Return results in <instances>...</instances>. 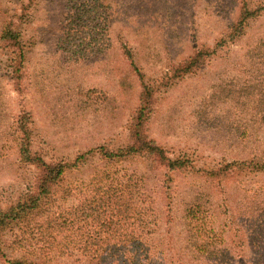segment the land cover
<instances>
[{"label": "rangeland", "instance_id": "374dc122", "mask_svg": "<svg viewBox=\"0 0 264 264\" xmlns=\"http://www.w3.org/2000/svg\"><path fill=\"white\" fill-rule=\"evenodd\" d=\"M250 7H264V0H247ZM31 21L24 27L29 54L25 66L27 90L14 91L7 63L11 50H0V208L7 209L35 182L38 170L21 164L11 123L24 108L33 115V149L47 161H74L99 144L113 148L127 143L129 117L138 104L140 83L131 92L120 81L130 71L121 52V41L137 51L139 66L150 83L162 82L166 72L202 46L213 47L227 35L238 19L240 0H0V29L5 22L18 21L22 8L29 7ZM93 9V11H92ZM220 56L207 61L201 71L158 94L150 137L174 153L195 160L196 172L152 173L145 157L118 163L93 157L79 170L66 173L55 190L54 212L80 208L97 199L123 197L131 176L134 183L148 184L156 224L147 228L156 261L172 264L183 253V218L188 204L196 199L211 201L209 236H219L220 225L235 227L239 212L257 189H264V173L231 175L210 179L209 171L224 163L264 157V13L250 22L246 35L227 45ZM198 169L206 172H198ZM107 170L115 181L102 180ZM208 171V172H207ZM99 173V174H98ZM150 176L152 180L145 179ZM144 178V181H143ZM168 182V193L161 188ZM138 185V184H137ZM100 190L101 193L97 194ZM109 190L112 196L104 195ZM141 193V192H140ZM132 198L140 204L150 194ZM170 200V206L167 207ZM123 199V198H122ZM84 212V211H83ZM153 214V212H152ZM81 215H84L83 213ZM171 223L168 224V216ZM96 218H91L94 220ZM78 219L75 233L84 232ZM127 224V225H126ZM120 232L138 235L139 224L126 223ZM91 231L100 232L91 221ZM171 227V228H170ZM244 231V230H243ZM247 230L242 234L246 262H250ZM173 241L170 243V237ZM226 235V242L231 240ZM123 246L109 241L90 247L93 251ZM73 256L55 251L50 264L113 263L101 255L87 260L85 244ZM89 250V249H88ZM162 257V260L161 258ZM107 263V264H108ZM0 264H3L0 261Z\"/></svg>", "mask_w": 264, "mask_h": 264}, {"label": "trees", "instance_id": "16d2710c", "mask_svg": "<svg viewBox=\"0 0 264 264\" xmlns=\"http://www.w3.org/2000/svg\"><path fill=\"white\" fill-rule=\"evenodd\" d=\"M240 1L242 2L240 14L237 21L229 27L227 35L218 39L213 47L204 45L197 48L188 58L172 65L162 82L150 83L143 68L139 66L137 51L121 41V52L129 62L131 72L120 81V86L127 92L133 91L134 85L129 79L134 75L141 86L138 104L132 111L126 127L128 138L126 144L113 148L109 142H104L78 155L73 162L63 159L49 162L40 152L33 149V132L30 130L34 124L32 113L24 108L13 117L11 131L18 144L21 164L35 167L38 175L16 203L7 209L0 208V261L3 264H50L53 252L59 251L73 256L75 252H79V249L75 248L81 243L85 244L84 256L89 261L105 255L104 257L111 259L113 263L105 262L106 259H103L102 264H161V261L154 259L152 252L150 243L152 229L150 233L146 231L156 224L153 203H149L152 202L150 193L152 188L148 184L140 188L139 183H134L130 176L127 185H124L123 199L121 197L117 199L119 194H116L110 197V201L106 198L97 199L83 208L56 213L53 200L55 190L67 172L79 170L81 168L79 165L88 163L96 156L101 160L116 163L132 157H145L152 164L150 167L152 173L165 169L168 178L172 173L196 172L195 160L191 156L186 153H174L150 137V125L156 114L161 89L169 90L187 77L198 74L207 61L220 56L227 45L243 38L250 22L257 20L264 13V7L252 8L247 0ZM29 12L30 6L23 7L22 13L17 17L18 21L5 22L0 29V50L12 51V57L7 63L9 80L14 91L20 95L27 90L24 79L29 49L24 27L31 21ZM261 113L264 114V109H261ZM106 172L108 171L99 172L103 173L100 179L116 180L118 174L110 175ZM198 172L206 170L198 169ZM263 173L264 157H255L251 160L224 163L222 167L209 171L208 175L210 179L221 180L231 175ZM145 179L152 180L150 176ZM161 188L167 194L168 182L163 180ZM142 192L150 194L143 201L141 199V206L134 204L132 198ZM100 193L98 190L97 194ZM109 193H111L109 190L103 192L105 196ZM170 200L168 198L167 207L170 206ZM211 204V201L198 198L193 204L187 205L182 224L185 235L182 241L185 243V249L183 253L172 257V264H264V189L254 191L252 197L245 202L246 206L243 207L242 213L239 212L235 227L224 223L220 225V236L215 232L212 236L207 233ZM82 213L84 215H81ZM79 218L86 222L80 237L74 230ZM91 218L96 219L90 220ZM168 220L170 224L171 215L168 216ZM91 221L98 223L103 230L94 234L95 231H91ZM131 221L139 224L138 235L136 232L132 234L120 232L126 223L132 226ZM243 230L248 231L252 258L248 263L246 262L248 256L244 251L246 241L242 236ZM227 234L232 238L229 242H226ZM115 240L121 242L123 246L118 245L116 246L118 248L101 253L99 249L97 251L91 249L101 243ZM172 241L171 236L169 242ZM160 258L162 260V257Z\"/></svg>", "mask_w": 264, "mask_h": 264}]
</instances>
